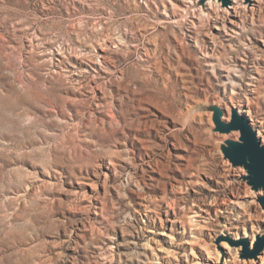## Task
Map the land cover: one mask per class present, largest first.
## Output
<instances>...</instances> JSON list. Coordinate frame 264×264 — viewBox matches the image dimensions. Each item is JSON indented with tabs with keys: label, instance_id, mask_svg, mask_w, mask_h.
I'll list each match as a JSON object with an SVG mask.
<instances>
[{
	"label": "rangeland",
	"instance_id": "rangeland-1",
	"mask_svg": "<svg viewBox=\"0 0 264 264\" xmlns=\"http://www.w3.org/2000/svg\"><path fill=\"white\" fill-rule=\"evenodd\" d=\"M230 4L0 0V264H263L218 124L264 145V0Z\"/></svg>",
	"mask_w": 264,
	"mask_h": 264
},
{
	"label": "water",
	"instance_id": "water-1",
	"mask_svg": "<svg viewBox=\"0 0 264 264\" xmlns=\"http://www.w3.org/2000/svg\"><path fill=\"white\" fill-rule=\"evenodd\" d=\"M232 0H224L225 3H230ZM219 129L223 132L232 130L241 131V142H231L230 149H226L227 157L236 166H245L251 174V184L255 188H264V145L257 137V133L250 126L249 122L244 120L239 115L233 117L231 123L220 122ZM264 203V197L262 198ZM245 249L246 257H257L264 251V237L259 238L253 251H250V242L245 240L242 242Z\"/></svg>",
	"mask_w": 264,
	"mask_h": 264
},
{
	"label": "bare ground",
	"instance_id": "bare-ground-1",
	"mask_svg": "<svg viewBox=\"0 0 264 264\" xmlns=\"http://www.w3.org/2000/svg\"><path fill=\"white\" fill-rule=\"evenodd\" d=\"M242 2H244V0H232V4L229 5V8L235 10L237 12V9L243 7L242 6ZM211 6V5H210ZM238 13V12H237ZM241 13V12H240ZM231 119V114L229 117V120ZM241 131L237 130V131H233V134H237L240 135ZM233 136V135H232ZM229 139V138H228ZM239 139V138H238ZM226 140V137H225ZM261 192V191H260ZM264 193V192H263ZM261 192V194H263ZM253 245V244H252ZM264 253V252H263ZM119 255V254H118ZM115 254L113 253L112 247H108L106 249H102V253H101V264H107L108 262H112L115 259ZM262 263L264 264V255L260 258ZM122 260V259H121ZM99 264V263H98ZM111 264V263H110Z\"/></svg>",
	"mask_w": 264,
	"mask_h": 264
}]
</instances>
